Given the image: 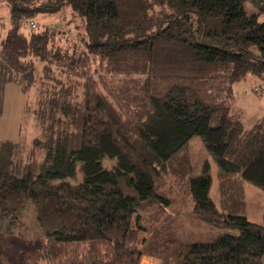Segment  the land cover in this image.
<instances>
[{"label": "trees", "instance_id": "16d2710c", "mask_svg": "<svg viewBox=\"0 0 264 264\" xmlns=\"http://www.w3.org/2000/svg\"><path fill=\"white\" fill-rule=\"evenodd\" d=\"M4 1L0 118L16 85L31 95L23 111L35 136L19 157L20 141L0 138V264H261L264 209L260 224L219 210L205 172L176 208L155 182L198 136L222 181L238 175L264 191V115L245 128L230 93L264 75V0H248L251 15L245 0ZM64 9L82 25L65 26L82 27L73 39L64 27L21 26ZM30 203L44 243L9 254ZM184 209L226 231L183 239Z\"/></svg>", "mask_w": 264, "mask_h": 264}, {"label": "rangeland", "instance_id": "374dc122", "mask_svg": "<svg viewBox=\"0 0 264 264\" xmlns=\"http://www.w3.org/2000/svg\"><path fill=\"white\" fill-rule=\"evenodd\" d=\"M243 7L247 15L256 13L255 7L248 0L243 2ZM262 18L261 16L260 19ZM31 20L34 22V28L45 24H49L51 28L64 27L63 35L70 36L71 39L81 32L79 30L82 29L81 27L76 32L71 27L74 32L68 31L65 26L82 25L77 20L71 21V14H69L67 9L55 15H38L32 19L25 20L21 26H29V21ZM8 25L9 9L5 1L0 0V39ZM230 93L233 97L234 109L240 110L242 113L241 121L245 128L251 127L264 115V75L248 74L243 81L231 85ZM30 97L31 95H23L16 85L11 84L4 89V107L0 118V138L20 141L17 143L18 148H16L18 157L27 153L30 147L27 144L24 145V142H29L35 136L32 117L23 111L25 102ZM107 161L110 162V160L105 159L104 163ZM111 162H114V160ZM203 172L211 178L209 196L219 210L226 208L231 212L241 213L253 223H262L264 191L242 180L238 175H234L237 176L235 178H227L222 181L214 157L207 151L198 136L191 137L181 150L174 155L168 172L162 174L155 182L156 192L162 197L172 196L168 193L169 185V190L172 191V194H174L173 198L176 200L174 201V208L179 207V204L181 205L182 202L185 203L188 200L186 195L188 180L201 175ZM177 220L180 221L182 228L188 232V234H183V239L188 241L197 240L199 233L209 234L216 232L217 229L220 232L226 231L225 229L210 227L206 222L190 217L188 210L186 211L185 209L182 210ZM10 229L12 231L7 236L9 240L7 251L9 254H20L26 248L39 247L44 243V233L37 224L35 208L31 203L22 209L17 221H15V225H11ZM183 229H181V232H185ZM260 262L264 264V253L260 258Z\"/></svg>", "mask_w": 264, "mask_h": 264}, {"label": "crops", "instance_id": "0c3cea01", "mask_svg": "<svg viewBox=\"0 0 264 264\" xmlns=\"http://www.w3.org/2000/svg\"><path fill=\"white\" fill-rule=\"evenodd\" d=\"M143 261H146V263L158 264V262L156 261V259L151 258V257H143V258L141 259L140 264H142Z\"/></svg>", "mask_w": 264, "mask_h": 264}, {"label": "built area", "instance_id": "2783aa9c", "mask_svg": "<svg viewBox=\"0 0 264 264\" xmlns=\"http://www.w3.org/2000/svg\"><path fill=\"white\" fill-rule=\"evenodd\" d=\"M29 27L34 28V22L29 21Z\"/></svg>", "mask_w": 264, "mask_h": 264}]
</instances>
